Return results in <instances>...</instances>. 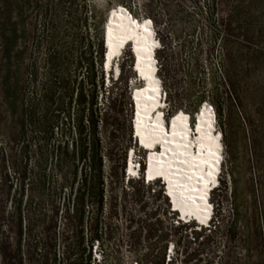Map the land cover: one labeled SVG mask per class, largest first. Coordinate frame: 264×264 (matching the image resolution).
Returning a JSON list of instances; mask_svg holds the SVG:
<instances>
[{"label":"trees","instance_id":"1","mask_svg":"<svg viewBox=\"0 0 264 264\" xmlns=\"http://www.w3.org/2000/svg\"><path fill=\"white\" fill-rule=\"evenodd\" d=\"M25 1L4 0L0 24L1 94L11 120L9 133L0 145V155L3 169L12 170L18 188L13 212L16 227L7 226L3 240L4 264H92L95 244V252L99 250L106 260L102 241L115 236L117 228L111 220L118 216L125 220L123 238L131 248L135 247L131 252L136 255V264H165L166 248L154 256L152 248L142 252L136 246L144 235L148 242L156 243H167L174 237L176 229L157 217L160 206L150 209L149 202L140 194H133L135 208L131 210L125 204L121 209L115 205V193L126 180L125 137L106 148L98 132L97 89L103 86V79L99 85L98 78L105 62V50L103 30L94 21L89 22L96 18L89 11V0H34L33 3L31 0L39 18L31 35L22 17L21 5ZM109 2L125 6L137 20L144 16L152 24L157 23L151 13L144 12L142 16L123 0ZM185 2L196 5L192 12L185 10ZM260 2L181 0L176 8L183 23L191 25L195 15L198 16L197 9L202 15L197 22L204 19L212 23L217 19L223 27L231 29L246 19L250 22L252 8ZM175 18L170 14V22L164 28H169ZM159 32L156 26L160 43ZM208 39L205 50L204 39L194 47L190 57L193 73L201 74L200 70L204 69L199 64L202 51L208 60L212 56V43L217 36L210 34ZM182 43L181 48L188 49V41ZM222 45L225 50L231 45L227 37L222 38ZM122 74L123 67L115 84L122 82ZM200 82L204 84L201 79ZM124 86L127 87L126 82ZM227 89L231 100L233 93L229 85ZM165 93L169 98L172 95L169 88ZM203 101L212 105L219 128H224L223 106L211 90L199 94L191 114L198 112ZM173 110L177 108L169 107L167 115L175 114ZM114 147L120 152L118 160L113 158ZM226 172L233 176L231 163ZM122 194L126 203L124 188ZM133 210L138 214H133ZM168 213L169 210H163L162 217ZM216 223L212 226L214 234L223 228V220ZM232 227H237V219ZM205 239L209 241V236ZM12 249L15 256L10 253ZM183 263L187 264L185 260Z\"/></svg>","mask_w":264,"mask_h":264},{"label":"rangeland","instance_id":"2","mask_svg":"<svg viewBox=\"0 0 264 264\" xmlns=\"http://www.w3.org/2000/svg\"><path fill=\"white\" fill-rule=\"evenodd\" d=\"M3 1L0 0V24L3 17ZM10 1L15 2V0ZM123 1L142 16L144 12L151 13L157 22L153 23L154 31L156 34L157 26L160 30V45L164 43L162 50L157 54L158 77H160L164 91L168 93V88L172 91L170 98L169 94L166 95V110L175 106L177 110L173 112L182 111L193 117L195 113L191 114V112L194 110L197 97L201 92L211 90L225 112V127L216 126L217 132L221 134L220 140L223 145L222 153L225 163L219 181L220 186L211 196L214 220L209 228L202 230H198L194 224L182 226L178 223L180 222L178 215L171 211L161 182L156 181L149 186L144 182L146 153L139 148V144L137 145L135 133H133L135 126L132 94L135 89L143 85L134 72L133 64L136 56L132 53L131 46H128L121 61L113 62L107 72L103 70V62L98 78L99 85L101 78L103 79V86L97 89L99 135L106 148L113 147L112 143L122 142L121 136H124L123 143L127 161L129 155L133 153L132 162L134 166L140 167V172L135 174L132 178L133 182L130 183H127L128 177L124 171L125 184L120 186L115 193L117 195L115 205L121 209V206L125 204L128 210H131L135 208L132 202L133 194L144 195L150 204V209L155 210L160 206L157 217L176 229L174 237H171L167 243H156L155 240L148 242L145 235L142 236L136 245L137 249L145 252L148 248H152L155 256L160 249L166 248L165 264H184V260L187 264H264V5H261L264 0L252 8L250 22L246 19V22H242L239 26L233 25L231 29L223 27L217 19L212 23L204 19L197 22L199 20L197 18H202L197 9H195V13H198V16L195 15L196 21L192 20L191 25L181 22L178 19L179 10L176 8L181 0ZM200 1L203 2V0ZM119 6L109 0H89V11L96 14V18L89 22L94 21V25L98 28L100 26L99 29L103 30L104 45V29L109 14ZM194 6L196 5L184 3L185 10L190 12L195 8ZM21 8L22 17L28 27V34L31 35V30L38 23L39 18L33 9L31 0H26ZM127 12L130 14L128 10ZM170 14L176 17L175 22H172L169 28H164L165 24L170 22ZM144 19L146 17L143 16L138 21L141 22ZM101 21H103L102 26ZM210 34L217 36L216 42L212 43V56L208 60L205 51H202L199 55V64L204 69L200 70L201 74L193 73L190 57L194 52V47L200 39H204L205 50ZM176 36H179V39ZM226 37L231 44L227 50L222 45V38ZM158 38L157 35L156 39ZM184 41H188V49L181 48ZM103 49L105 50V46ZM122 67V82L115 84L117 80L115 71L120 69L121 72ZM2 68L0 47V145L5 142L6 135L9 133L8 127L11 126L1 94ZM200 79L204 82L203 85H200ZM125 82L127 87L124 86ZM227 85L233 93L231 100ZM203 103L212 106L204 101L201 105ZM212 109L215 112L213 107ZM215 115L218 123L216 112ZM113 153V158L118 160L120 152L116 147ZM1 159L0 155V264H4L5 231L7 226L16 227L13 212L17 186L12 170L8 168L4 170ZM230 163L233 171L231 177L226 172ZM109 164L107 163L108 166ZM5 174L9 177H5ZM123 188L127 192L126 203L123 201ZM162 209L169 210L164 218ZM132 213L138 214L134 210ZM236 219L237 227L233 228L232 225ZM217 220H223V228L214 234L212 226ZM124 221L122 216L111 220L117 230L110 241L103 238L101 249L105 252L106 260L102 259L99 250L95 252L97 246L95 244L93 249L95 260L92 264L115 262L136 264V259H134L136 255L131 252L135 247L131 248L123 238L125 232L122 224ZM207 236H209V241L205 239ZM10 253L12 256L16 255L14 249ZM169 259L172 261L170 262Z\"/></svg>","mask_w":264,"mask_h":264},{"label":"bare ground","instance_id":"3","mask_svg":"<svg viewBox=\"0 0 264 264\" xmlns=\"http://www.w3.org/2000/svg\"><path fill=\"white\" fill-rule=\"evenodd\" d=\"M119 8L109 15L104 29L106 52L108 51L104 61L107 72L111 57L119 52L125 42L132 41L136 54L133 64L137 70H134L135 76L138 77L139 73V76L146 79L145 85L136 89L132 98L133 118H136L133 133L137 135V145L141 143L150 151L149 154L146 152L147 164L144 170L147 169V173L143 172L144 181L145 177L147 180L162 177L168 191V196L165 197L170 207L177 211L176 214L179 215V211L183 215H193L205 222L209 218L210 208L207 202L201 204L199 201L200 190L204 195L206 193L200 185L210 181L216 183L217 163L222 157L220 150L223 148L219 136L212 134L213 114L207 108L204 109L198 122L199 143L206 148V154L201 151L197 156L193 154L188 140L189 132L186 130V114L181 112L175 117L170 132L165 129L161 119L162 110L158 109L156 116L152 114L162 103L158 99L161 80L158 81L159 75H154L158 65H154L151 54L156 44V40L151 37L155 33L152 21L146 18L140 22L132 16L130 18L124 7ZM157 143H161V149L156 148ZM206 164L211 167L208 171L203 169ZM133 165L131 160L129 171L136 174L137 169Z\"/></svg>","mask_w":264,"mask_h":264},{"label":"clouds","instance_id":"4","mask_svg":"<svg viewBox=\"0 0 264 264\" xmlns=\"http://www.w3.org/2000/svg\"><path fill=\"white\" fill-rule=\"evenodd\" d=\"M155 34V33H154ZM152 38H153V40H156V44H155V46H154V48H153V52H154V58H156L155 60L156 61H158L157 60V54H158V52L160 51V43H159V41L156 39V34L155 35H152L151 36ZM159 45H158V44ZM131 51H132V53L136 56V54L134 53V45H133V47H132V49H131ZM121 61V60H120ZM119 61V62H120ZM118 65V64H117ZM158 65V64H157ZM119 70V69H118ZM158 72H159V69H158V67H157V74L156 75H158ZM158 80H159V77H158ZM159 84H160V89H162V92H163V94H165L164 95V104H165V102H166V93H165V91H164V89H163V86H162V83L161 82H159ZM212 107V106H211ZM163 112H164V114H166L167 115V110H166V107H165V109H163ZM214 112V111H213ZM214 115H215V112H214ZM218 124H217V122H216V115H215V123H214V128L216 129V126H217ZM217 131V130H216ZM218 133V132H217ZM220 134V133H219ZM221 135V134H220ZM221 139V138H220ZM222 151L223 150H221V153H222ZM224 163H225V160H224V157H223V153H222V157H221V159H220V161H219V165H218V172H219V175H218V177H219V181H220V178H221V175H222V169H223V165H224ZM144 172V171H143ZM143 177H144V173H143ZM163 186V190L164 189H166L167 188V185H166V187H165V185H162ZM211 196H212V193H210V197H209V202L210 203H212V198H211ZM212 205H213V203H212ZM211 213H214V210H211Z\"/></svg>","mask_w":264,"mask_h":264},{"label":"water","instance_id":"5","mask_svg":"<svg viewBox=\"0 0 264 264\" xmlns=\"http://www.w3.org/2000/svg\"><path fill=\"white\" fill-rule=\"evenodd\" d=\"M106 58V57H105Z\"/></svg>","mask_w":264,"mask_h":264}]
</instances>
